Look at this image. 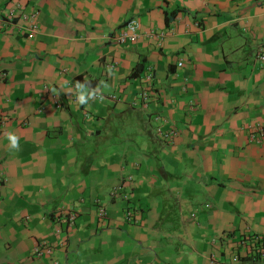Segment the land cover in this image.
I'll list each match as a JSON object with an SVG mask.
<instances>
[{"label":"crops","instance_id":"1","mask_svg":"<svg viewBox=\"0 0 264 264\" xmlns=\"http://www.w3.org/2000/svg\"><path fill=\"white\" fill-rule=\"evenodd\" d=\"M260 49L264 0H0V264L264 262Z\"/></svg>","mask_w":264,"mask_h":264},{"label":"built area","instance_id":"2","mask_svg":"<svg viewBox=\"0 0 264 264\" xmlns=\"http://www.w3.org/2000/svg\"><path fill=\"white\" fill-rule=\"evenodd\" d=\"M37 13H33V16L31 20L29 21V28L30 30L34 31L37 29L38 24L35 19ZM137 27L133 22H127L126 24L119 27L116 31L113 32V39L114 41L120 43L124 42L125 40H134L137 37ZM255 58L262 64L264 67V53L263 51L257 50V53L255 55ZM178 66L182 64V62L177 63ZM140 85H142L138 100L136 102H139L145 106H147L153 99V97L156 96V93L154 91L155 89V83L153 80V73L152 71H148L143 75V78L140 77ZM192 103L190 104V108H192ZM158 118V117H157ZM1 129V128H0ZM255 131L250 135V139L252 141H261L262 138H264V125L258 126L254 128ZM161 132V137L165 139L166 141L170 142L173 140L175 136L178 134V129H176L174 126L169 127L168 129H161L159 130ZM127 197V196H126ZM97 214L100 218H103L106 215V211L104 207L100 206L98 208ZM73 222V215L69 214V223L71 224ZM258 237L255 236L254 240H257ZM243 242V240H241ZM240 242V243H241ZM237 245V244H236ZM261 256L264 259V251H261ZM238 253L232 255V261L237 260ZM210 264H224L220 259H217L216 257L212 256L210 260Z\"/></svg>","mask_w":264,"mask_h":264},{"label":"clouds","instance_id":"3","mask_svg":"<svg viewBox=\"0 0 264 264\" xmlns=\"http://www.w3.org/2000/svg\"><path fill=\"white\" fill-rule=\"evenodd\" d=\"M107 75L109 77L115 76V71L111 68V66H106L105 69ZM60 88L64 91V93L69 94L71 97L75 95V103L80 106L89 105L90 101L99 100L103 102L105 99L104 90L109 88V85L101 80L96 86H93L91 81L87 78L83 80V82H75L74 85L71 84V87H65V84L62 83ZM54 96L59 97V93L57 88L50 89ZM5 138L8 141L7 148L10 153H19L21 151L20 147V137L13 131H7L5 133Z\"/></svg>","mask_w":264,"mask_h":264},{"label":"trees","instance_id":"4","mask_svg":"<svg viewBox=\"0 0 264 264\" xmlns=\"http://www.w3.org/2000/svg\"><path fill=\"white\" fill-rule=\"evenodd\" d=\"M142 63H139L137 66H135L131 72V77H133L134 75H138L139 72L142 70Z\"/></svg>","mask_w":264,"mask_h":264},{"label":"rangeland","instance_id":"5","mask_svg":"<svg viewBox=\"0 0 264 264\" xmlns=\"http://www.w3.org/2000/svg\"><path fill=\"white\" fill-rule=\"evenodd\" d=\"M248 264H264V262H253V263H248Z\"/></svg>","mask_w":264,"mask_h":264}]
</instances>
